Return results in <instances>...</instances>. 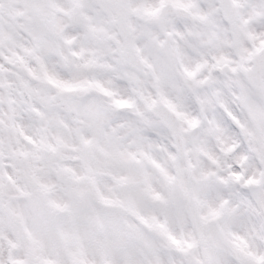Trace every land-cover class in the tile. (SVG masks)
Wrapping results in <instances>:
<instances>
[{
	"label": "clouds",
	"instance_id": "1",
	"mask_svg": "<svg viewBox=\"0 0 264 264\" xmlns=\"http://www.w3.org/2000/svg\"><path fill=\"white\" fill-rule=\"evenodd\" d=\"M0 264H264V0H0Z\"/></svg>",
	"mask_w": 264,
	"mask_h": 264
}]
</instances>
